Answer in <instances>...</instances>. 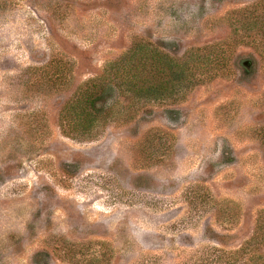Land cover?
<instances>
[{
	"label": "rangeland",
	"instance_id": "1",
	"mask_svg": "<svg viewBox=\"0 0 264 264\" xmlns=\"http://www.w3.org/2000/svg\"><path fill=\"white\" fill-rule=\"evenodd\" d=\"M243 10L264 0H0V264H261L264 46L237 40ZM138 41L233 46L183 99L63 136V105Z\"/></svg>",
	"mask_w": 264,
	"mask_h": 264
},
{
	"label": "trees",
	"instance_id": "2",
	"mask_svg": "<svg viewBox=\"0 0 264 264\" xmlns=\"http://www.w3.org/2000/svg\"><path fill=\"white\" fill-rule=\"evenodd\" d=\"M235 26L237 40H249L255 49L264 46V15L243 10ZM232 46L230 42L193 49L182 60H176L138 41L125 54L106 64L99 77L84 83L63 105L58 118L60 132L67 138L85 142L97 138L114 116L118 119L126 113L129 117L136 107L148 102L181 100L196 85L226 73ZM120 101L127 107L118 109ZM247 244L260 247L262 255L258 260L264 264V221L256 223Z\"/></svg>",
	"mask_w": 264,
	"mask_h": 264
}]
</instances>
